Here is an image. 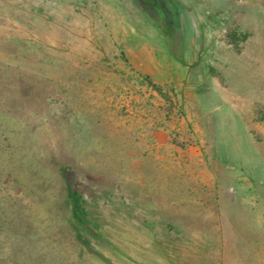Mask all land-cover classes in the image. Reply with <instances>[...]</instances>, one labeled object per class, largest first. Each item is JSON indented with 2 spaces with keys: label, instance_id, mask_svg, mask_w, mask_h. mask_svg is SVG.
Returning a JSON list of instances; mask_svg holds the SVG:
<instances>
[{
  "label": "rangeland",
  "instance_id": "1",
  "mask_svg": "<svg viewBox=\"0 0 264 264\" xmlns=\"http://www.w3.org/2000/svg\"><path fill=\"white\" fill-rule=\"evenodd\" d=\"M261 107L264 0H0V264H264Z\"/></svg>",
  "mask_w": 264,
  "mask_h": 264
},
{
  "label": "trees",
  "instance_id": "2",
  "mask_svg": "<svg viewBox=\"0 0 264 264\" xmlns=\"http://www.w3.org/2000/svg\"><path fill=\"white\" fill-rule=\"evenodd\" d=\"M249 34L250 33L247 32V31H242V30H239L237 28H233L231 30V32L229 33V35H228L229 36V41L235 47L239 48L240 43L242 41H245L247 39V37L249 36ZM144 78L152 86V88H154L156 91H158L164 97V99H166L168 101V106H169L168 112L172 111V109L176 105V101L173 99V97L167 91H165L163 89L162 85H160L157 82H154L149 75H147V74L144 75ZM257 120L258 121H264V107H261V109L258 111ZM173 142L176 143V144H179L182 147L186 146L184 143L179 142L176 139H174Z\"/></svg>",
  "mask_w": 264,
  "mask_h": 264
}]
</instances>
